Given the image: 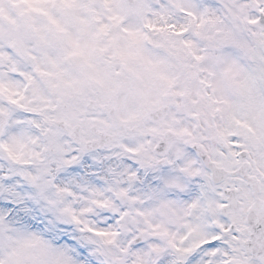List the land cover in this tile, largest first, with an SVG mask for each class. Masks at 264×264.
I'll use <instances>...</instances> for the list:
<instances>
[{
    "label": "snow or ice",
    "instance_id": "obj_1",
    "mask_svg": "<svg viewBox=\"0 0 264 264\" xmlns=\"http://www.w3.org/2000/svg\"><path fill=\"white\" fill-rule=\"evenodd\" d=\"M0 264H264V0H0Z\"/></svg>",
    "mask_w": 264,
    "mask_h": 264
}]
</instances>
